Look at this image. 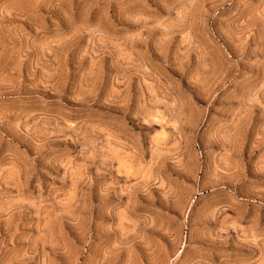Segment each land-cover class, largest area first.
Instances as JSON below:
<instances>
[{"label":"rangeland","instance_id":"374dc122","mask_svg":"<svg viewBox=\"0 0 264 264\" xmlns=\"http://www.w3.org/2000/svg\"><path fill=\"white\" fill-rule=\"evenodd\" d=\"M0 264H264V0H0Z\"/></svg>","mask_w":264,"mask_h":264}]
</instances>
